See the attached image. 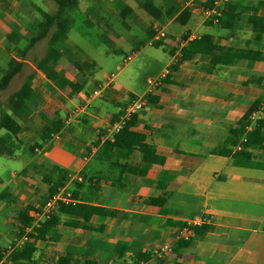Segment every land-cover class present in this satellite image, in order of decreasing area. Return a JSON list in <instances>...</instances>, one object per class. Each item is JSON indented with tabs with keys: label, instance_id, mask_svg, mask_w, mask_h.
<instances>
[{
	"label": "crops",
	"instance_id": "crops-1",
	"mask_svg": "<svg viewBox=\"0 0 264 264\" xmlns=\"http://www.w3.org/2000/svg\"><path fill=\"white\" fill-rule=\"evenodd\" d=\"M82 1L80 7L94 12L105 30L115 25L124 7L129 8L125 19L143 30L162 20L168 21L163 27L182 26L174 19L182 8L190 6L193 12L186 24L189 27L185 32L175 29L169 33L172 37L188 35L187 43L208 34L211 43L224 47L251 50L264 47V32L252 29L254 25L264 26V8L257 12L260 18H250L255 5L264 0H227L241 2L246 9L220 11L223 5L219 7L218 3V10L209 14L195 0H165L166 5L176 10L158 20L148 16L134 0H123L125 6L118 5V0ZM213 1L218 2L201 0V3ZM38 8L30 0H0V51L12 46L8 42L10 34L17 37L19 47H25V35L37 29ZM56 10L44 12L53 15ZM219 18L241 26L218 28ZM149 29L146 32L152 36ZM162 44L169 45L173 55L174 46L168 41ZM60 46L74 61L90 65L85 55L78 60L74 53L70 54V49L81 50L67 35ZM172 55L164 67L170 64ZM72 62L57 65L58 74L81 85L82 90L60 89L38 71L32 84L35 105L22 108L19 134L15 140L4 142L9 151L5 156L11 165L6 179L0 178V246L5 248L21 240H16V217L27 207L39 208L43 204L48 194V184L42 180L44 175L60 182L62 191L72 192L74 189L70 187L84 173L101 179L94 201L115 211V216L96 215L90 219L89 224L102 227L101 231L60 224L52 239L34 242L39 264H59L61 258H67L68 264L86 261L94 264H141L140 261H145L143 264H264V169L235 166L230 157L212 155V150L224 139L238 132L244 124L243 118L258 103V107L263 106L264 118V60L234 59L225 67H213L200 55L181 61L159 89L155 101L132 124L131 129L145 135L156 153L164 158L161 165L146 166L143 176L123 174L108 159L111 151L103 141L104 130L113 119L116 106L127 102L129 96L120 92L114 77L108 87L104 75L96 80L90 72L87 76L75 69ZM5 69L0 58V77ZM251 75L259 82L250 81ZM95 88L102 89L100 96L83 108L82 115H77L76 109L82 107L81 97ZM111 103L112 111L108 106ZM68 117L71 119L65 122ZM56 123H61L57 133L41 137L45 127ZM233 151L240 160L250 161L255 157L253 150ZM128 161L140 166L139 151L133 150ZM56 167L63 175L54 170ZM120 178L119 185L108 182ZM146 199L163 203L148 204ZM196 215H210L213 220L203 226L212 230L197 233L190 241H177L174 250L163 258L154 257ZM27 216H32L31 209H27ZM142 255L149 258L140 260Z\"/></svg>",
	"mask_w": 264,
	"mask_h": 264
},
{
	"label": "trees",
	"instance_id": "trees-1",
	"mask_svg": "<svg viewBox=\"0 0 264 264\" xmlns=\"http://www.w3.org/2000/svg\"><path fill=\"white\" fill-rule=\"evenodd\" d=\"M57 5V10L53 15L37 9L40 19L37 20V29L26 38L25 47L18 46L17 37L10 34L8 42L12 43L10 48L0 51V58L4 60L6 69L0 77V103L3 102L6 110L0 109V131L5 132V139H0V155H9L8 146L4 143L16 139L20 132L19 118L21 110L24 106H34L35 91L32 87L33 81L37 76V72L43 73L46 78L51 81L56 87L60 89H74L81 91L82 86L77 83L69 82L64 76L58 74L56 68L61 62L67 58L63 55V48L60 47V42L66 37L72 19L70 12L76 9L79 5V0H53ZM139 6L154 20H158L163 15H170L175 11V7L168 6L164 3L165 0H160L156 4L155 0H134ZM195 3L201 8L206 9L212 6V2L206 4L201 3V0H195ZM241 2L225 3L220 11L225 12H243L244 8ZM219 8V7H218ZM218 8L216 10H218ZM260 8H264V3L259 2L253 8V13L250 18H260L257 12ZM129 11V8L122 9L120 15L124 17ZM193 9L190 6L182 8L175 17L174 22L182 26L186 25L191 18ZM166 16V17H167ZM218 28L233 29L240 24L233 21L219 18L216 22ZM252 29L255 32H264V26L254 25ZM52 30V32H51ZM49 35L48 48L45 55L41 58L30 57L29 52L36 42L46 38ZM188 35L181 37V40H186ZM182 60H191L196 56H205L213 67L228 66L234 59H246L260 62L264 60V47L258 50H251L239 47H224L219 43H211L210 36L204 34L201 40H191L182 47ZM68 61V60H67ZM75 69L85 71L84 67H89L88 63L81 64L78 61H73L71 64ZM176 68V67H175ZM21 79L22 82L13 90L14 82ZM168 80V79H167ZM250 81L259 82L255 75H251ZM167 82V81H166ZM6 95V96H4ZM149 100H153V96H149ZM250 113V112H249ZM248 113V114H249ZM248 114L243 118V122L247 120ZM136 116H133V121ZM61 128V123H56L45 127L41 131V137L48 138L52 134L57 133ZM132 126L124 127L114 137L113 142L105 141L110 149L108 159L118 165L122 173H129L134 176H143L145 167L151 164L161 165L164 163V158L156 153L154 145L147 141L145 135L133 131ZM264 118L257 120L254 124V129L247 132L245 140L240 142L241 136L245 132V125L239 127L236 134L228 136L224 141L212 150V155H220L223 157H230L231 164L239 167H247L252 169H264ZM241 149L255 151L253 160H240L236 156L233 149L236 146ZM133 150L140 153V166H133L128 159ZM54 170L63 175V171L59 168ZM83 179L81 182H74L75 189L70 193V197L74 200H79L76 203L63 204L59 203L57 209L48 213L44 218L37 220L38 215L43 211L47 200L55 196L62 184L54 179L44 175L42 180L48 184V194L44 199L43 204L39 208L27 207L24 212L19 214L16 219L18 224L15 226L16 240L25 236V241L21 247L15 248L9 253L1 264H39L36 258L37 249L34 245L36 240H49L53 238L55 228L60 224L66 225L70 228H83L88 230L101 231L102 227H93L89 224L93 216H115V211L103 206L96 205L94 194L100 188L99 182L101 179L91 177L87 174H81ZM112 185L121 184V178L117 181H108ZM148 204H162L158 199H146ZM27 209H31L32 216H27ZM65 217V219H63ZM37 220V221H36ZM37 222V223H36ZM36 223V224H35ZM212 227L199 226L194 228L195 234H202L211 231ZM124 248L119 250L120 255ZM7 252L6 247L0 246V259ZM149 257L142 255L140 260H146ZM141 262V261H140ZM67 258L59 259V264H68ZM85 264H94L91 261H86Z\"/></svg>",
	"mask_w": 264,
	"mask_h": 264
},
{
	"label": "rangeland",
	"instance_id": "rangeland-1",
	"mask_svg": "<svg viewBox=\"0 0 264 264\" xmlns=\"http://www.w3.org/2000/svg\"><path fill=\"white\" fill-rule=\"evenodd\" d=\"M30 1L36 4L37 6H39L40 8H42L44 11H47L49 13L57 8L53 0H30ZM81 1L82 0H79V7L76 10L70 12L72 23L67 33V36L69 37L70 41H72L77 46V48L81 50V52H78L76 50L71 51L70 49L69 50L70 54L74 53L75 59L78 60H80L79 56L83 54L90 60L89 62L90 69L89 67H84L85 69L84 72L86 73L87 76H90L89 74L90 72L92 76L96 78V80H100V77H102L103 75L105 78L106 76L114 77L117 83L120 85V92H122L126 96H129V99L132 97L133 98L140 97L141 95L145 94L148 88L146 82L147 79L157 76L162 71V69H164L163 67L168 63L172 55L170 53L171 47L165 44H159L160 46H158V44L150 45L149 40L151 39L152 36L149 33H147L146 30L152 28L149 30L151 31V33L154 34L155 31L154 26L151 27L149 25L146 27L145 30H143L133 25L129 19L127 18L125 19V16L122 17L120 15V18L116 19L115 25H112L108 30H105L100 24V22L97 20V17L94 12L89 11V9H84L80 7ZM94 1L95 0H92V3H94ZM183 1L187 2L188 0H183ZM217 1L218 2H214V1L212 2V6L216 4V9L218 8V3H219V7L225 3H228L227 0H217ZM134 2L137 4L139 8H141L136 1ZM83 4L84 2L82 1V7H84ZM117 4L121 6H125L123 0H118ZM256 6L257 4L255 5V7ZM124 8H128V7H124ZM110 18H112L111 15ZM86 20H90L92 24H90ZM120 20H122L123 23H120ZM166 22L168 21L162 20V23L157 22V24L155 25H158L159 27H163V24H166ZM126 24H131L132 26L127 27L125 26ZM188 27L189 25L179 26L177 24H172L170 26L163 27L167 34L166 41L169 39L180 40L181 36L174 38L169 33H173L175 29H179L180 32H185V29ZM30 34L31 33H28L25 36L28 37ZM47 48H48V37L37 42L33 47V49H31V51L29 52V55L30 57L41 58L45 55ZM173 49L175 51V48ZM62 53L63 55H66V50L63 49ZM67 58H69L68 63L74 61L72 59V56L70 55H68ZM128 58L129 60H127ZM66 61L67 60L64 59L60 65L66 66ZM21 82H22L21 79L15 81L13 85V90H15ZM142 92L143 94H141ZM159 92L160 91L157 90L153 95H151L153 96V102L155 101V97ZM146 103L147 104L144 110L151 103L149 97H147ZM108 106L110 111L114 109L112 103L109 104ZM117 106L115 108L116 110H114L115 111L114 116L117 114ZM258 106L259 103L255 107L258 108ZM0 109H2L3 111L6 110V106L3 102L0 103ZM256 110L258 111V109ZM249 116L250 113L248 114L247 120ZM247 120L244 121V124L242 123V125L246 126ZM252 129H254V125ZM246 133L247 132H244L240 142L245 140ZM243 138L244 140H242ZM0 139H5L4 131H0ZM236 147L234 148V150H237ZM10 165H11V160H9L5 155H0V178L6 179L8 168L10 167ZM70 189L71 190L75 189V186L72 185ZM58 193L70 194L71 192H66L61 190ZM39 216L40 215H38V217ZM193 218L209 220V221L213 220L210 215H196ZM39 219H41V217H39Z\"/></svg>",
	"mask_w": 264,
	"mask_h": 264
},
{
	"label": "built area",
	"instance_id": "built-area-1",
	"mask_svg": "<svg viewBox=\"0 0 264 264\" xmlns=\"http://www.w3.org/2000/svg\"><path fill=\"white\" fill-rule=\"evenodd\" d=\"M216 11V4L211 7H208L205 12L207 14ZM154 34L152 35L151 39L149 40V44H162L166 42L167 34L163 27H159L158 25H154ZM172 44L175 48L173 53L172 60L169 65L164 67V69L155 77H151L147 79L148 88L145 94L141 95L140 97H132L127 102L122 103L117 106V114L113 117L111 122L106 127L105 133L103 135V141H110L113 142L114 137L117 133H119L124 127L132 126L133 124V116L139 115L146 106V99L147 97L153 95L157 90H159L164 83H166L167 79L170 77L171 73L174 71L175 67L179 66L182 60V47L186 44V40H167ZM129 60V58L127 59ZM108 81V87L112 85L113 77L106 76ZM101 88H95L93 91L84 94L81 97V104L82 107L76 109L77 115H82V110L84 107L92 103L95 99H97L101 94ZM258 109V111L256 110ZM263 111V106L255 108L254 111L250 112V116L247 120V124L245 126V132H249L252 130L254 123L261 119ZM71 117V116H70ZM68 117L65 119V122L69 121L71 118ZM244 140V138L242 139ZM237 150H240V146L236 147ZM83 179L82 176H78L76 181L81 182ZM79 200H74L70 197L69 193H58L50 200H48L43 208L42 213L39 217L44 218L48 213H51L53 210L57 209L59 203L63 204H71L76 203ZM209 220H202V219H195L192 218L182 226V228L176 234L174 240L168 244L164 245L159 248L155 253L154 257L156 258H163L166 254L170 251L174 250L176 247L177 241H190L193 237H195L194 228L199 227L202 225L208 224ZM37 223V222H36ZM35 223V224H36ZM26 240L25 236L21 237V240L7 245L6 249L7 252L5 255L0 259V264L4 261V259L9 255L11 251H13L17 247H21L23 245V241ZM145 261H141L140 263L143 264Z\"/></svg>",
	"mask_w": 264,
	"mask_h": 264
}]
</instances>
